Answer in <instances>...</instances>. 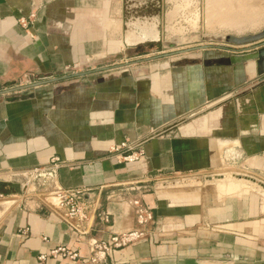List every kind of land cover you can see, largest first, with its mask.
Listing matches in <instances>:
<instances>
[{
    "label": "crops",
    "instance_id": "1",
    "mask_svg": "<svg viewBox=\"0 0 264 264\" xmlns=\"http://www.w3.org/2000/svg\"><path fill=\"white\" fill-rule=\"evenodd\" d=\"M123 3L0 0V91L60 78L0 95V196L14 202L0 213V264H92L90 243L135 228L136 199L153 215L146 238L97 264H264L259 203L199 208L153 187L156 176L165 177L160 183L212 176L245 160L264 168L257 62L235 61L241 49L210 46L125 65L145 58L134 47L152 27L126 19ZM30 14L23 28L19 19ZM81 72L88 74L61 79ZM136 139L147 141L139 161L110 154ZM52 191L84 194L93 205L83 235L47 201ZM60 247L78 260L49 255Z\"/></svg>",
    "mask_w": 264,
    "mask_h": 264
},
{
    "label": "rangeland",
    "instance_id": "2",
    "mask_svg": "<svg viewBox=\"0 0 264 264\" xmlns=\"http://www.w3.org/2000/svg\"><path fill=\"white\" fill-rule=\"evenodd\" d=\"M186 1H188L189 4L185 5ZM133 5L138 6L137 2L135 3V0L130 2V6ZM178 6H183V8L176 10ZM135 11L136 13L131 12L134 18L147 17L148 19H153L158 17L163 26L161 27L164 28L163 34L165 39H169L171 37H187L194 34H200L202 32L207 34L222 35L248 34L256 33L264 27V0H160V6L158 9L154 10L155 12L152 11L155 14H146L141 9H135ZM171 13H173L174 16H170ZM249 14L252 15L250 16ZM193 19L197 20L195 27H191ZM219 23L224 24L220 25ZM171 29L177 31L171 33ZM150 30L152 31V28H150ZM153 32L144 33H148L146 35L149 36V34ZM146 35L143 36V40ZM212 46L226 47L221 44ZM187 47L189 46L183 48ZM156 50H160L159 47ZM157 54L158 53H145V58ZM263 171L264 168H260L258 164L251 163L250 160H245L235 167H228L220 170L212 176L241 175L251 177L264 183ZM201 177L182 178L179 180L197 179ZM230 181L233 183L229 181L223 183L210 182L197 187L174 188L173 191L177 195H173L174 198L171 197V199L178 200L182 203H194L196 204V207L199 208H213L227 202H240L246 200L255 201L264 207L263 191L259 188H253L244 182L234 183V181Z\"/></svg>",
    "mask_w": 264,
    "mask_h": 264
},
{
    "label": "water",
    "instance_id": "3",
    "mask_svg": "<svg viewBox=\"0 0 264 264\" xmlns=\"http://www.w3.org/2000/svg\"><path fill=\"white\" fill-rule=\"evenodd\" d=\"M137 2L138 6L133 5L130 6V9H127L126 19L128 20H136L137 22L140 20V18H145L150 24H152V31L149 36L143 33L140 36H145L144 40H139V44L134 47L136 49V53H158L157 55L146 57L143 59H140L135 62L125 63V65H132V64H140L145 62H151V61H157V60H167L168 58L182 55L187 52L200 50L208 48L212 45L221 44L226 46L227 48H230L231 51H237L235 49H241V52L244 53L243 55L237 57L238 59H235V61H238V63H245L249 61H255L257 62L258 68H259V74L260 78L258 81L264 80V27L256 32V33H248V34H207V33H200V34H194L187 37H171L169 39H165L164 37V28L161 27V21L157 18L148 19L147 17H135L132 15L131 12L136 13L135 9H141L143 6L142 0H135V3ZM134 21V22H136ZM131 25L136 26V23ZM126 28H128L129 25H124ZM138 28V27H137ZM145 32V31H144ZM145 34V35H143ZM160 50H156L158 47ZM189 46L187 48H183ZM181 48V49H178ZM252 51L251 53H249ZM173 62H167L164 64V67L172 66ZM88 72H81L77 74H73L70 76H65L61 79H69V78H75V77H81L87 75ZM60 80V78H53L46 81H40L36 83H32L26 86L17 87L13 89H7L0 91V95H4L7 93L33 88L36 86H40L43 84H49ZM234 181V182H244L247 185L253 187V188H259L261 191L264 192V183L253 179L248 176H241V175H231V176H221V175H215V176H203L201 178L197 179H185V180H179V181H171L166 183H157L153 187L156 190H168V189H174V188H189V187H197L201 186L210 182H219L223 183L226 181ZM31 188L34 189V186ZM83 198L85 197L84 194L81 195ZM67 200L66 196H63L59 199H56L55 201H52V204H58L60 202H64ZM9 203H2L0 204V213L6 211L9 208Z\"/></svg>",
    "mask_w": 264,
    "mask_h": 264
},
{
    "label": "built area",
    "instance_id": "4",
    "mask_svg": "<svg viewBox=\"0 0 264 264\" xmlns=\"http://www.w3.org/2000/svg\"><path fill=\"white\" fill-rule=\"evenodd\" d=\"M35 15L30 14L26 19H19V24L23 28H27L28 21L34 19ZM147 142L143 139H136L134 141L124 140L118 143L116 146L110 149V154L113 157H118V161L121 163H134L139 161L144 155L143 146ZM60 164L58 160L51 163V168ZM51 173V171H49ZM33 177L39 176V173L33 171L30 173ZM37 178V177H36ZM165 177L156 176L154 178L155 183H160ZM174 181V179L166 180ZM63 196L67 197V200L55 204L62 211L63 219L68 223L71 229L76 231L79 235H83L86 231L87 226L91 223L94 218L95 209L92 204L85 202L81 195L78 193H65L62 194L60 191H52L47 193L46 198L49 202L50 200H56ZM12 197L0 196V204L11 200ZM133 207V216L135 220V228L127 233L112 235L107 243L93 241L90 243V257L89 261L92 264H97L103 262L106 255L110 251L115 249H121L130 246L131 244L143 240L146 238L147 230L153 221V215L151 211L141 203L140 200L136 199L131 202ZM103 224H109L108 214H104L100 217ZM49 255L53 258L62 257L69 262H76L78 260L77 252L70 251L66 248H57L50 251ZM46 259L44 255L38 257L39 262H43Z\"/></svg>",
    "mask_w": 264,
    "mask_h": 264
},
{
    "label": "flooded vegetation",
    "instance_id": "5",
    "mask_svg": "<svg viewBox=\"0 0 264 264\" xmlns=\"http://www.w3.org/2000/svg\"><path fill=\"white\" fill-rule=\"evenodd\" d=\"M129 1L133 2L134 0H124V3H123V11L125 15H128L127 9H130ZM142 2H143V6L141 7V10L145 12L146 14H150V15L155 14L152 11L158 9V7L160 6V0H142Z\"/></svg>",
    "mask_w": 264,
    "mask_h": 264
},
{
    "label": "bare ground",
    "instance_id": "6",
    "mask_svg": "<svg viewBox=\"0 0 264 264\" xmlns=\"http://www.w3.org/2000/svg\"><path fill=\"white\" fill-rule=\"evenodd\" d=\"M186 4H189V2L186 1V2H185V5H186ZM182 8H183V6H178L176 10H180V9H182ZM172 11H173V10H172ZM174 12H176V11H174ZM208 14H209V13H208ZM210 14H211V13H210ZM214 14H215V13H214ZM217 14H218V13H217ZM170 16H174L173 13H171ZM177 16H178V15H177ZM177 16H176V17H177ZM215 16H216V15H215ZM195 17H196V15H195ZM233 17H234V15H233ZM236 17H237V16H236ZM236 17H235V18H236ZM170 18H171V17H170ZM174 18H175V17H174ZM227 18H229V17H227ZM195 19H197V18H195ZM195 19H193V21L191 22V25H192L191 27H195V26H196V21H197V20H195ZM229 19H230V18H229ZM233 19H234V18H233ZM191 20H192V19H191ZM213 20H214V19H213ZM234 22H235V20H234ZM169 23H170V22H169ZM229 23H230V22H229ZM206 24H207V23H206ZM219 24L222 25V24H224V23H219ZM172 25H173V24H172ZM204 25H205V24H204ZM170 27H172V26H170ZM172 28H173V27H172ZM182 28H183V27H182ZM167 30H169V29H167ZM170 31H171V33H173V32H176L177 30L171 29ZM181 31H182V30H181ZM229 182H231V181H229ZM231 183H233V182H231ZM234 183H235V182H234ZM4 203H9V204H10L8 209H10V208L13 206V204H14L13 201H6V202H4ZM8 209H7V210H8ZM7 210H6V211H7ZM4 212H5V211H4ZM2 213H3V212H2Z\"/></svg>",
    "mask_w": 264,
    "mask_h": 264
}]
</instances>
